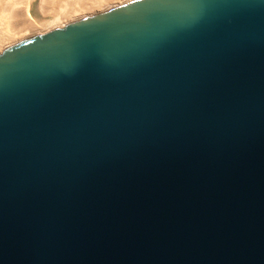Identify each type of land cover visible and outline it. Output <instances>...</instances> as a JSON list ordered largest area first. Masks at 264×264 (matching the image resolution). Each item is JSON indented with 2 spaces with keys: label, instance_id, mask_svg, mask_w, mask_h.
I'll return each instance as SVG.
<instances>
[{
  "label": "water",
  "instance_id": "obj_1",
  "mask_svg": "<svg viewBox=\"0 0 264 264\" xmlns=\"http://www.w3.org/2000/svg\"><path fill=\"white\" fill-rule=\"evenodd\" d=\"M0 264H264V0H125L6 46Z\"/></svg>",
  "mask_w": 264,
  "mask_h": 264
},
{
  "label": "bare ground",
  "instance_id": "obj_2",
  "mask_svg": "<svg viewBox=\"0 0 264 264\" xmlns=\"http://www.w3.org/2000/svg\"><path fill=\"white\" fill-rule=\"evenodd\" d=\"M125 0H0V54L23 38L49 31L119 6ZM36 6L42 23L31 18Z\"/></svg>",
  "mask_w": 264,
  "mask_h": 264
},
{
  "label": "rangeland",
  "instance_id": "obj_3",
  "mask_svg": "<svg viewBox=\"0 0 264 264\" xmlns=\"http://www.w3.org/2000/svg\"><path fill=\"white\" fill-rule=\"evenodd\" d=\"M29 14L31 18H36L38 22H45V20L38 14L36 6H33V8L29 10Z\"/></svg>",
  "mask_w": 264,
  "mask_h": 264
}]
</instances>
